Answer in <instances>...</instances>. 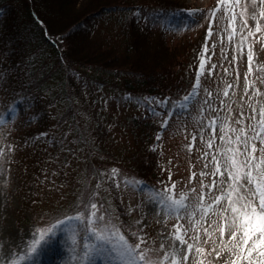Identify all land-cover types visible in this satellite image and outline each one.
Wrapping results in <instances>:
<instances>
[{"label": "rangeland", "instance_id": "374dc122", "mask_svg": "<svg viewBox=\"0 0 264 264\" xmlns=\"http://www.w3.org/2000/svg\"><path fill=\"white\" fill-rule=\"evenodd\" d=\"M96 1L98 0H89L81 15L87 10L89 12V7L93 6ZM167 1L177 6L185 5L189 7L188 11H198L201 15L216 9V14L214 17L204 16L203 19L200 18V15L195 18L189 16L188 11L177 12L176 15H173L174 12L166 14L162 9L164 2L160 0H104L103 3L112 2V4H124V6L117 7L108 13H102L92 23L89 22L88 28H83L82 32L74 36L69 44L65 43L66 51L71 47L75 52L79 50L80 55L89 54L92 56L89 57V61L108 63L109 66L106 64L105 67V71L111 76L108 93L114 88H119L121 93L128 90L136 92L145 89H159L161 92L163 90L166 92L175 89L178 84L181 86L185 84L189 59L187 58V49L189 52L192 51L191 49H194L204 37L207 52L203 51L199 55L204 62L203 75L199 71V95L195 100L189 102L187 109H181L180 107H171L172 103L179 100L176 94L171 91L164 93V97H160L159 100L168 99L170 103H160L159 110L162 111V114L156 112L155 116H151L154 118L151 121V126L149 125L153 130V132L151 130V144L163 145L156 149L157 152L153 151L156 155L150 158L153 160L152 165L144 164V159L141 156H134L135 152L132 151V153H125L127 159L123 165H120L122 169L117 166L120 172V186L125 194L126 203L133 208V212L129 214L126 221L120 220L127 225L126 230L130 234L143 228L147 244L142 247L149 249L147 255L154 260L160 259L166 252L171 251L167 240H170L172 233L175 232L174 225L179 224L189 229L186 239L199 235L200 240L195 243L205 249L203 256L193 252L189 256L187 264H196L197 259L204 260V264H208L209 261L212 264H224L227 253H224L220 259L215 258V252L208 254L213 247L220 244L219 232H214L211 239H208L203 229L208 228L209 232H213L216 224L213 223L209 227L207 221H219L218 212L226 204L223 201L219 205L214 204L212 197L220 195V193L215 188L209 189L203 185H208L213 180L219 183L224 179L207 174L215 170L216 161L212 159L213 156L220 161L222 166L229 165L227 157L231 153L227 152V149L237 147L235 143L226 142L229 137L235 140L236 136H240L243 140L245 137L241 135V129L247 133L249 138L255 136L256 132L260 130L259 115L264 110L262 73L264 70V30L251 36L249 32L253 31L256 24V21L251 19V15L264 6L259 4V0L253 6L249 0L248 14L241 17V8H236L237 16L233 23L230 18L231 14L224 6L218 4V0ZM13 2L15 25L20 24L23 31L26 27V35L34 36L31 31V22L26 16H23L24 11L21 9L27 4L34 5L41 18L50 19L48 26L53 34L64 35L66 33L65 21L61 16H58L60 8L58 0H37V3H31L30 0H17V2L13 0ZM126 6L130 7L128 11L123 9ZM245 19L247 25L244 24ZM134 21L142 22L149 31H141L133 24ZM197 21L198 26H196ZM259 23L264 28V19H260ZM160 27H165L168 34L163 33ZM210 27L211 35L208 34ZM1 35L0 63L1 56L8 51L7 48L4 49ZM63 39L58 42L62 43ZM250 51L253 57L251 62L248 59ZM19 59L21 56H18V61ZM74 59L78 61L76 58ZM180 59L183 65L180 67L183 72L182 76L178 79L175 76L170 77V65L179 63ZM51 61L49 59L47 63H51L48 65H50L51 71H54V75L56 70H54V62ZM53 61L57 60L53 58ZM25 66L19 65L18 62L19 73L8 74V77L3 74L5 80L0 83V121H3V124L0 125V202H2V206H0V256L5 258V264H9L7 256L10 252L19 254L20 247L17 246H23L22 238H27L37 228H45V218L53 215L50 214L51 212H57L62 206L68 205L73 207L69 213L80 209L75 205L78 203L77 195L81 192L82 185H94L92 176L87 178L85 173L87 162L90 163V159L94 158L92 147L96 155H102L107 144L103 143L105 140L103 138L97 152L91 142L92 144L84 147L85 150L80 147L79 151L71 154L69 149L74 147V144H71L68 149L67 143L59 141L64 137L62 127L59 126V117L63 111L61 105L48 106L51 103L47 102L43 106L47 108L34 116L32 115L33 109L28 105L19 107L17 103L20 100L15 101L18 98V94L15 93L18 87H12L11 83L18 84V75ZM131 72L135 75H131ZM137 72L144 73L137 75ZM41 80L48 83V87L53 85L48 76H44ZM129 81L135 85L127 86ZM141 81H144V84H140ZM9 88L11 90L8 91ZM167 94H170V97H167ZM134 95L135 98L138 96ZM106 98L110 99L108 94ZM120 98L124 99L122 96ZM115 100L110 103V106L117 112L115 102L118 100L117 98ZM121 108L124 113L119 115ZM118 109V119L115 120L116 114L111 113L114 115L113 120L116 123L109 132L110 140L107 137L108 143L113 146V155H117L119 149L123 151L122 148L125 146L128 148L129 145H133L128 139L132 141L136 131L134 140L137 142L140 139L139 143L141 144V128L132 133L133 124L128 117L134 114L141 121L147 120L141 109L134 111L128 110L127 107ZM41 113L49 114L50 119H47L46 115H40ZM134 118L138 122L136 117ZM42 119L44 122L41 121ZM138 123L144 127L143 123ZM164 123H166V127H162ZM226 128L228 129L227 135L224 134ZM231 129H236V132H232ZM24 134L29 137H25ZM158 135L160 136L159 140H157ZM50 139L55 140L51 142ZM209 140L213 144L211 148L207 146ZM66 141L70 142V137ZM250 143H256L258 150L264 148V145H261L258 140H250ZM57 145L59 151H55ZM239 146L243 149V145ZM53 151L59 152V155H74L66 170L60 168L59 162L48 160L51 155H54ZM138 152L141 153L139 155H142V150H138ZM161 155H165L168 161L162 160ZM246 155L245 153L243 156H238L237 159L243 161ZM256 155L264 157V152L258 151ZM206 164L207 167H205ZM156 166L159 167L156 170L158 171L157 176L162 181L161 188L145 183L147 187L137 190L133 186L123 183L124 179L133 178V173L145 174L149 177V173L154 172ZM36 167H38V173H33V169ZM148 168L151 169L150 172ZM223 170L222 167L221 171ZM193 172L196 173L194 178H192ZM201 172L206 175L200 176ZM169 175H171L170 181ZM29 179L36 180H34L36 189L39 190L35 197L36 203L25 199L26 195L20 186L21 183L23 184L26 180L28 182ZM174 180L177 192L188 195L189 199L186 201L188 209L185 211L194 213V217L185 215L183 219L177 220L165 215L163 211H152L154 205L149 202L151 190L162 189L165 185L174 183ZM221 187L227 190V185L221 184ZM192 189H196V192H193ZM74 191H77V195ZM197 193L204 195L202 201L197 199ZM198 204L203 207L212 204L211 211L206 219L200 222V227L195 223L200 219ZM62 213V211L55 213L57 214L56 218L63 215ZM189 221L192 223L190 224ZM69 227L74 231H65V226L60 225V230L57 231L51 244L38 258L25 261V264H84L79 259V245L83 243L86 233L83 227L76 222H71ZM224 240H227V233ZM74 241L77 242L75 252L73 251ZM161 244L164 245L163 248L160 247ZM88 264H109V262L97 257L94 262H88Z\"/></svg>", "mask_w": 264, "mask_h": 264}, {"label": "trees", "instance_id": "16d2710c", "mask_svg": "<svg viewBox=\"0 0 264 264\" xmlns=\"http://www.w3.org/2000/svg\"><path fill=\"white\" fill-rule=\"evenodd\" d=\"M15 1L17 2V0ZM30 1L31 3H37V0ZM103 1L104 0L96 1L93 6L89 7V12L87 10L86 13L81 15L82 10L85 9V6L87 3H89V0H58L60 3L58 16H61V18L64 19L66 25V33L64 35L53 34L48 26L50 25L48 22L50 19L45 20L41 18L35 10L34 5H24L21 9L24 11L23 16H26L31 22V31L34 33V36H31L26 35V27L23 31L22 26H19L20 24L15 25V19L13 17L15 14L13 0H0V35L2 33L1 42L5 46L4 49H8V51H6L3 56H1L0 83L5 80L3 74L8 77V74L14 75L19 73L20 70L18 67V62L19 65H26L23 71L19 74L20 76L18 75V84L11 83L12 87H18L15 91V93L18 94V98L15 101L17 102L20 100V102L17 103L19 107L28 105L30 108H32L33 116L39 114L41 110L47 108L43 107L47 102L51 103L48 104V106L55 107L57 105H61L63 111L59 117V126L62 127L64 137L61 138V140H58L60 142L67 143L68 149L71 147V144H74V147L69 149L71 154H75L77 151H79L80 147H83L82 149L85 150L84 147L92 143L96 147L97 152L98 146L100 148L103 138H105L106 141L104 140L103 143L107 144L105 149L102 151V155H96L92 147V154L94 155V158L90 159V163L87 162L85 173L87 178L92 176L94 185H82L81 192L78 195V190L74 191L78 198V203L75 206L80 209L81 207L83 208L84 202H86L88 198L93 193H95V201L98 204H103L105 208L109 209L113 222L122 230H125L127 225L124 224L120 219L126 221L127 217L129 218V214L133 212V208L128 203H126L125 194L120 186L119 174L114 179L112 177L111 170L118 169L117 166L122 169L120 165H123L127 159L125 153H132V151L135 152L134 156H141L144 159V164L152 165L153 160L150 158L153 155H156V153H154L155 151H158L156 149L158 147H162L163 145L160 146L153 145V143L151 144L152 128H150V126L151 121L154 120V118H151V116H155L156 112H160L162 114V111L159 110L161 101L159 99L160 97H164V93H170L171 91V93L177 95L176 97L179 100H182L185 95L193 90V85L196 82L197 77H199L200 65L201 61L203 60L199 57V55H201V53L204 51L206 40L203 37L196 47L191 49L192 51L189 52V49H187V58H189L187 61L188 76L186 77L185 84L182 86L181 84H178V86H175V89L166 92L163 90V93L159 89H145L142 91L138 90L136 92L128 90L127 92L121 93L119 88H114L108 93L107 91L111 86V76H109L105 71V67L106 64L108 66L109 64H102L97 61H89V57L92 56L89 54L80 55L79 50L75 52V50L71 47L68 48V51H66L65 44H69L74 36H77L79 32H82L83 28H88L89 22L92 23L102 13H108L117 7L122 8V6H124V4H112V2L103 3ZM160 1L164 2V8L162 9H164L163 12L166 14H169V12H174L176 14L177 12H186L189 8L185 5L177 6L176 4H171L172 2L167 0ZM129 8V6H126L123 9L128 11ZM133 24L141 31H149L148 28L145 27L146 25L142 22L134 21ZM160 30L163 33L168 34L165 27H160ZM62 38H64L62 43H59L58 41ZM18 56H21L19 61ZM53 58L57 61H53ZM74 58H76L78 61H76ZM49 59L52 60L51 62H54V64L52 63L54 65V70H56L54 75V71H51L50 65H48L51 63H47V60ZM179 61V63L170 65V77L175 76L176 79H178L182 76L183 72L180 70V67L183 66L182 60L180 59ZM142 73L144 72H137V75ZM262 73L264 78V70ZM130 74L135 75L133 72ZM24 76L29 77L25 78ZM44 76H48L50 78V82H53V85H50L51 87H48V83L46 84L44 81L42 82L41 79L44 78ZM107 76L109 77L108 79L106 78ZM39 81L41 82L39 83ZM117 84L119 85V82H117ZM140 84H144V81H141ZM134 85L135 83H132L131 81L127 83V86L133 87ZM9 90H11V88H9L8 91ZM107 94L109 95L110 99L106 98ZM134 94H137L138 96L135 98ZM167 95V97H170V94ZM120 96L124 97V99L120 98ZM115 98L118 100V102H115V108L117 109V112L116 110H112L110 106V103L116 101ZM149 101H152L153 103H150ZM120 107H127V109L131 111L141 109L143 116L147 118V120L141 121L134 114L128 117L133 124L132 133H135L138 128H141V144L139 143L140 139L137 142L134 140L136 137L135 135L137 134L136 131V134H133L134 139L132 141L128 139V141L133 143V145H129L128 148L125 146L122 148L123 151L119 149L117 155H113V146L108 143V139L110 137L109 132L113 129V126L116 122L113 120L114 115L111 113L116 114L115 120L118 119V108ZM119 111V115L124 113L123 108H121ZM42 114L46 115L47 119H50L48 116L49 114L47 115L45 113H41L40 115ZM259 116L258 124L260 127L259 122L262 117L261 115ZM134 117H136L138 122L143 123L144 127H141L140 124L135 121ZM41 121H43V119ZM24 136L27 138L29 137L26 134H24ZM69 137L70 142H67L66 139ZM54 140L50 139L51 142ZM140 148L142 150V155H139L141 153L138 152V150L141 151ZM89 150L91 151V149ZM55 151H59L58 145L56 146ZM107 153L109 154L105 155ZM73 157L74 155H59V152H55L54 155H51L50 158H48V160L59 162L61 165L60 168L66 170L67 165L71 163ZM161 159L168 161L165 155H161ZM37 168L38 167L33 169V173H38ZM97 168H99V170H97ZM158 168L159 167L157 166L154 167V172L148 168L149 172L151 171V173H149V177H147L145 174L139 175L137 173H133V177L142 180L149 185L161 188L162 181L160 177L157 176L158 171L156 170ZM34 180L32 179L31 181L29 179L28 182L26 180V182L20 184L21 189L26 195L25 199L29 200L31 203H36V193H39V190L36 189V180ZM176 190L178 189L176 188ZM72 208V205H68L66 207L62 206V208L57 212H51L50 214L53 215H49L45 218L46 224L44 227L48 228L67 216L75 215L78 210L75 209L69 213ZM61 211L63 212V215L56 218L57 214L55 213H59ZM106 217L107 215L105 218ZM126 234L128 235L129 240L133 242L134 240L131 234L129 232H126Z\"/></svg>", "mask_w": 264, "mask_h": 264}, {"label": "snow or ice", "instance_id": "6c2138e0", "mask_svg": "<svg viewBox=\"0 0 264 264\" xmlns=\"http://www.w3.org/2000/svg\"><path fill=\"white\" fill-rule=\"evenodd\" d=\"M250 2L255 6L257 0H250ZM248 3L249 0H218V4L224 6L231 14L230 18L233 23L237 16L235 9L241 8V17L246 16L248 14ZM259 4L264 6V0H259ZM187 14L193 18L200 15V18L203 19L204 16L214 17L216 9H212L210 13L203 15L193 10H189ZM173 15L176 14L173 13ZM251 19L255 20L256 24L253 31L249 32L250 36L264 30L259 23L260 19H264V7L258 12H253ZM244 24L247 25L246 19ZM196 26H198V21ZM208 34L211 35V27ZM204 52H207V45L204 46ZM252 58L250 51L249 62L252 61ZM203 70L204 62L202 60L200 65L201 75H203ZM199 88L200 77H197L193 90L185 95L182 100L172 103L171 107L187 109L189 102L195 100L199 95ZM149 102L153 103L152 101ZM160 103L169 104L170 101L165 99L160 101ZM261 117L262 119L259 122L260 130L256 132L255 136L249 138L247 133L241 129L240 133L245 139L241 140L240 136H236L235 140L231 137L228 138L227 143L237 144L236 148L227 149V152L231 153L227 157L228 166H222L220 161L213 156L212 159L216 161V167L212 173L207 175L223 177L224 179L220 180L219 183L213 180L210 184L203 185L205 188H215L220 193V195L212 197L214 204L219 205L222 201L226 204L218 212L219 221H207L209 227L213 223L216 224L213 232H209L208 228L203 229L208 239H211L214 232H219L220 244L217 247H213L208 254L215 252V258L220 259L224 253H227L224 264H264V157L256 155L258 151L264 152V148L258 150L256 143H250V140H258L261 145H264V111L261 112ZM2 124L3 121H0V125ZM166 126V123L162 124V127ZM227 131L228 129L226 128L225 135H227ZM231 131L235 133L236 129H231ZM159 139L160 136L158 135L157 140ZM239 145H243V149ZM207 146L208 148L213 146L211 140H209ZM245 153L247 155L243 161L237 159L238 156H243ZM207 166L206 164L205 167ZM222 167L224 168L223 171H221ZM111 173L115 179L119 174V170L112 169ZM205 175L204 172L200 173V176ZM195 176L196 173L193 172L192 178ZM170 180L171 175H169ZM123 183L133 186L137 190L147 187L144 181L135 177L124 179ZM221 184L227 185V190L221 187ZM192 191L196 192V189H192ZM94 197L95 193L84 202L83 208L79 209L75 215L67 216L48 228H37L27 238H22L24 240L23 246H17L20 247L19 254L10 252L7 256L9 264H25V261L38 258L47 246L51 244L57 231L60 230V225L65 226V231H74V229L69 227L71 222L80 224L86 233L83 243L79 245V259L84 264L94 262L97 257L107 260L109 264H187L189 256L193 252L201 256L205 255V249L195 243L200 240V236H190L186 239L189 229L177 224L174 225L175 232L172 233L171 239L167 240L171 251L166 252L158 260L152 259L147 255L149 249L142 247V245L147 244V237L143 228L131 233L135 240L130 242L126 234L127 230H122L116 225L112 220L110 210L105 208L103 204H98ZM188 199L189 197L186 193L177 192L175 183L165 185L162 189H152L149 195V202L154 205L153 212L163 211L165 215L174 217L177 220L183 219L185 215L194 217V213L185 211L188 209V204L186 203ZM197 199L202 201L204 195L197 193ZM0 206H2V202H0ZM197 208L200 210V219L196 220L195 223L200 227V222L205 220L211 211L212 204L207 207L198 204ZM106 215L107 219H105ZM189 223L191 224L192 221H189ZM226 233L227 240L225 241L224 236ZM190 240L193 242L190 243ZM76 244L77 242L74 241V252L76 251ZM160 247L163 248L164 245L161 244ZM218 248L219 250H217ZM0 264H5L3 256H0ZM196 264H204V260L197 259ZM208 264H212V262L209 261Z\"/></svg>", "mask_w": 264, "mask_h": 264}]
</instances>
